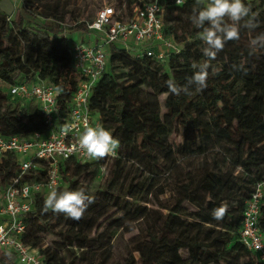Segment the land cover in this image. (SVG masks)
I'll use <instances>...</instances> for the list:
<instances>
[{
    "label": "trees",
    "instance_id": "obj_1",
    "mask_svg": "<svg viewBox=\"0 0 264 264\" xmlns=\"http://www.w3.org/2000/svg\"><path fill=\"white\" fill-rule=\"evenodd\" d=\"M133 2L128 0V15ZM160 3L165 8L164 33L174 39L179 51L169 53L162 62L149 57L135 60L122 46L111 45L107 70L92 87L89 98L90 112L99 114L103 126L119 140L118 156L110 159L118 164L131 162L141 174L130 180L122 173L96 186L102 159L62 161V184L57 190L63 183L68 184L69 191L85 188L94 202L80 220H73L63 213L44 212L47 195H37L32 211L25 216L24 242L37 249L47 264H107L111 258L110 236L102 240V230L113 224L116 230H138L142 236L138 262L134 264H255L254 255L239 241V233L247 203L256 185L264 182V49L250 54L248 48L249 39L264 32V0H245L257 14L258 26L252 30L241 26L240 39L225 44L212 62L216 71L209 69L207 87L179 96L169 93L165 81L174 78L185 84L194 71L191 64L205 59L201 53L204 45L198 39L200 30L190 20L195 0L181 6L170 0ZM33 6L40 13L34 12ZM21 10L23 14L16 18L0 12L3 137L45 129L38 104L14 98L8 89L11 85L52 84L60 114L67 118L74 92L84 78L74 67L69 37L64 34L66 14L48 0H22ZM75 29L88 31L86 22L76 24ZM84 34L88 37L90 33ZM233 64H243L245 71H233ZM173 136L183 138L177 150L181 157L187 160L199 155L207 160L202 168L180 173L182 162L173 159ZM156 152L172 158L168 171L174 177L175 202L169 207L158 203L167 210L165 214L145 205L157 187L156 173L151 171L152 175L145 177L157 162ZM39 171L26 174L25 179L45 180V166ZM18 174L17 156L4 153L0 188ZM164 193L162 190L159 195ZM187 204L195 209L189 211ZM221 205H226L227 211L218 221L212 211ZM181 210L187 213L186 218L178 214ZM119 213L127 219L122 222L120 217L115 218ZM259 226L264 233V199ZM52 234L60 244L45 246V237ZM63 249L73 258L69 259ZM184 250L187 256L183 260L166 256ZM0 259L15 264L9 254L1 253Z\"/></svg>",
    "mask_w": 264,
    "mask_h": 264
},
{
    "label": "built area",
    "instance_id": "obj_2",
    "mask_svg": "<svg viewBox=\"0 0 264 264\" xmlns=\"http://www.w3.org/2000/svg\"><path fill=\"white\" fill-rule=\"evenodd\" d=\"M170 1L181 6L187 0ZM164 15L160 0L139 1L128 16H123L113 6H105L93 22L86 24L95 40L79 39L71 46L74 67L84 78L74 92L67 118L60 114L52 84L21 83L8 88L10 94L23 103L35 101L38 104L45 126L43 131L22 136H0V162L4 153L13 152L19 165V174L0 188V250L12 253L18 264H47L37 249L24 242L25 216L32 211L37 195H47L62 184L60 163L69 159L83 163L94 160L81 149L77 133L64 135L62 126L75 123L82 132L85 125H103L100 115L90 112L89 98L92 87L107 70L111 45L122 46L135 60L149 57L162 62L169 53L179 51L174 39L164 33ZM64 34L68 35L66 29ZM116 152L118 156V149ZM110 158L114 157L104 159ZM41 166L47 169L45 180L29 182L25 179L30 172L40 173ZM263 199L264 182H261L247 203L239 233V241L254 255L255 264H264V233L259 226Z\"/></svg>",
    "mask_w": 264,
    "mask_h": 264
},
{
    "label": "clouds",
    "instance_id": "obj_3",
    "mask_svg": "<svg viewBox=\"0 0 264 264\" xmlns=\"http://www.w3.org/2000/svg\"><path fill=\"white\" fill-rule=\"evenodd\" d=\"M190 20L195 28L200 30L198 39L204 45L201 53L205 59L191 64L194 71L185 84H179L174 78L165 81L169 93L177 96L181 93L192 95L193 89L202 92L207 87L209 69L216 71L212 62L216 60L218 53L224 50L225 44L240 39L241 26L249 30L258 26L257 14L245 0H195ZM248 48L250 54L264 49V32L251 37ZM232 69L245 71L243 64H233ZM61 131L64 135L75 131L79 136L81 149L85 150L90 158L99 160L115 157L117 154L119 140L102 124L97 123L94 127L85 125L81 132L75 123H65ZM93 202L85 188L74 191H60L54 188L47 194L42 210L63 213L70 219L80 220ZM226 211V205H221L213 209L212 216L215 220H222Z\"/></svg>",
    "mask_w": 264,
    "mask_h": 264
},
{
    "label": "rangeland",
    "instance_id": "obj_4",
    "mask_svg": "<svg viewBox=\"0 0 264 264\" xmlns=\"http://www.w3.org/2000/svg\"><path fill=\"white\" fill-rule=\"evenodd\" d=\"M49 4H56L61 11L66 14L65 22H66V31L69 37V45L72 46L75 40H84L87 41V36L84 33H90L93 37L94 33H91L89 30L86 32H78L75 27L76 24L81 22L90 23L93 22L97 16V13L105 6H113L117 11H120L123 16H127L129 14L128 9V0H48ZM134 3H138L141 0H132ZM145 1V0H142ZM22 2V0H20ZM18 3L16 7V12L13 15V18L20 16L23 14L21 10V4ZM132 4V7H133ZM127 8V9H126ZM33 11L36 13H40V10L36 8V6L32 7ZM131 9V8H130ZM27 17V16H26ZM27 20V19H25ZM4 93H7V88L3 87ZM149 92H151L149 90ZM161 96L159 100H162ZM183 142L182 136H173L170 143L174 149V158L177 160V163H181V170L180 173L186 175L190 173L193 169L202 168L205 162L207 161L203 156L194 155L190 159H184L178 154V147ZM158 157L157 162L151 167V170L146 171L145 177L151 176L153 171L158 176L156 178L157 187L153 190L149 196L148 201L145 205L154 212H162L167 213L166 209H162L158 203H163L166 207L171 206L175 202V196L172 192L173 190V182L174 177L168 171L171 164L172 158L164 157L160 155L159 152H156ZM209 159H211L209 157ZM210 161V160H209ZM103 166L101 168L100 174L98 179L96 180V186H99L105 181L109 180L113 176H117V178L123 173L124 176L128 175L130 180L137 174L140 175V171L137 172L136 166H131V162L123 161L121 164H118L116 160L113 159H102ZM207 166L210 168V162H207ZM189 167V168H188ZM142 171V170H141ZM241 171V170H239ZM238 174V172L236 173ZM144 177V176H143ZM80 182H83V178H81ZM68 184L63 183L60 187V191L67 190ZM165 190L164 194L159 195V193ZM158 196V197H157ZM186 208L189 211H193L195 207L191 204H187ZM178 214L186 218V212L181 210ZM154 215L158 216L157 213ZM120 217L122 222L127 219L126 216H122V213H119L115 216ZM108 224V223H107ZM116 224L113 225H106L102 230V240H106L107 236H110V250H111V258L107 264H134L138 262V252L137 249L143 243V238L139 234L138 230H134L132 232H126L123 229L116 230ZM45 246H54L56 244H60L59 238L55 235H48L45 237ZM66 252V249L62 250ZM69 259L73 258L71 253L66 252ZM168 258L173 259L175 261L183 260L187 256V252L181 251L179 253H167L166 255Z\"/></svg>",
    "mask_w": 264,
    "mask_h": 264
},
{
    "label": "crops",
    "instance_id": "obj_5",
    "mask_svg": "<svg viewBox=\"0 0 264 264\" xmlns=\"http://www.w3.org/2000/svg\"><path fill=\"white\" fill-rule=\"evenodd\" d=\"M19 2H20V0H0V12L9 16L10 18H13V15L16 12V7H17ZM20 4H21V2H20ZM87 40L94 41L95 35H93V37H92L91 34H89V36L87 37ZM1 253H6L9 255H12V257H14L15 264H18L15 256L12 253L0 250V254ZM0 264H6V263L0 259Z\"/></svg>",
    "mask_w": 264,
    "mask_h": 264
}]
</instances>
